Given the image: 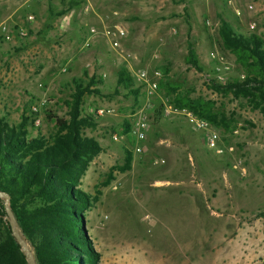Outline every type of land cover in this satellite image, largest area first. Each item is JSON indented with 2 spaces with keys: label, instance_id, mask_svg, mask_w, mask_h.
Returning a JSON list of instances; mask_svg holds the SVG:
<instances>
[{
  "label": "rangeland",
  "instance_id": "rangeland-1",
  "mask_svg": "<svg viewBox=\"0 0 264 264\" xmlns=\"http://www.w3.org/2000/svg\"><path fill=\"white\" fill-rule=\"evenodd\" d=\"M183 3L187 5V16L173 23H164L158 16L132 18L136 30L150 25L148 40L138 41L139 47L132 46L139 60L144 59L139 69L161 73L166 70L164 81L191 90L193 98L214 101L219 111L231 115L233 123L228 132L215 129L222 154L207 150L204 136L193 131V157L186 158V150L174 148L171 139L176 135L174 125L180 128L187 124L181 117L163 112L158 121L150 123L142 152L135 155L121 128L132 102L119 94L116 80L107 68L108 78L100 81L99 89L95 88L99 93L85 96L81 107L85 114L94 117L96 124L85 129L84 134L101 147L79 182L83 192H99L98 200L84 213V228L99 254L98 264H259L264 258V219L255 217L264 210V118L250 109L242 97L212 92L206 80L212 73L211 54L229 67L227 81L244 75L234 58L220 47L218 17L243 36L262 37L264 0ZM38 4L34 0H0V25L12 34L17 26L12 21L33 16L28 13L40 10ZM8 16L11 19L7 20ZM251 23L255 28L250 31ZM10 40L0 39V117L9 125H16L21 116L30 117L31 107L41 104L39 126L35 128L29 122L27 130L30 136L39 132L47 137L53 132V125L45 112L66 116L64 102L68 100L71 82L42 81L36 76L39 70L35 67L42 60L41 51L37 52L34 46L24 48L31 49L26 54L20 49L11 51ZM186 43L195 51L200 72L184 63ZM98 52L100 59L107 62V50L106 54L105 49ZM7 55L12 59L3 58ZM85 55L91 59L95 56L89 52ZM94 67L93 72H99L108 65ZM113 89L115 93L110 92ZM154 104L167 105L162 91L157 93ZM100 109L111 112L98 116ZM113 134L115 140L111 139ZM124 151L131 155L129 171H113L111 180L102 186L110 169L121 165ZM186 176L192 178V183L179 185ZM190 185L193 203L180 195L187 189L192 192L185 188Z\"/></svg>",
  "mask_w": 264,
  "mask_h": 264
},
{
  "label": "trees",
  "instance_id": "trees-1",
  "mask_svg": "<svg viewBox=\"0 0 264 264\" xmlns=\"http://www.w3.org/2000/svg\"><path fill=\"white\" fill-rule=\"evenodd\" d=\"M217 35L222 50L234 58L244 73L242 80H230L218 85L209 82L208 88L216 94L242 97L250 109L264 118V33L243 36L218 17ZM185 65L196 72L201 68L195 51L186 43ZM163 72H167L164 70ZM158 83L168 106L185 109L207 121L214 129L228 132L233 123L231 115L219 111L215 102L193 98L192 91L178 84ZM101 79L91 76L72 80L65 117L45 112L53 132L47 137L37 132L29 135V116H21L19 123L9 125L0 117V193L7 195L8 207L15 224L32 254L35 264H98L99 254L93 249L84 228V213L98 200L99 192L91 195L79 189L80 179L91 161L101 152L98 142L84 134L95 127L94 117L81 107L87 95H97L92 88ZM116 85L126 89L132 97V108L137 105L138 90L123 66L116 73ZM162 115V106H155L153 123ZM127 134L128 124L121 123ZM128 138V137H127ZM131 155L124 151L122 163L110 169L102 186L110 180L113 171H129ZM96 189V188H95ZM264 219V210L255 214ZM0 264H26L19 247L10 234L5 220L3 200L0 199ZM259 264H264V258Z\"/></svg>",
  "mask_w": 264,
  "mask_h": 264
},
{
  "label": "crops",
  "instance_id": "crops-1",
  "mask_svg": "<svg viewBox=\"0 0 264 264\" xmlns=\"http://www.w3.org/2000/svg\"><path fill=\"white\" fill-rule=\"evenodd\" d=\"M34 1L39 3L37 8L40 10L32 9V12L28 13L33 14L34 19L32 21H26L24 16L19 19L15 18L12 21L17 25L15 28L22 29L26 36L18 38L13 34L10 38L12 42L6 44L10 43L11 51L20 49L21 52L25 51V54L30 52L31 49H23L31 46H34L37 52L41 51L42 60L35 66L39 70L36 76L49 83L58 81L70 83L72 80L77 79L87 81L91 76L100 79L101 74L108 78V72L112 73L116 80V73L120 66L125 68L132 80L134 73L143 70L139 68L142 67L144 62L143 58L139 60L137 50L133 49L132 46L139 47L138 41H147L150 36V25H145L141 31L136 30L138 28L134 26L132 18L154 19L158 16L162 18L164 23H173L174 20L178 21L186 15L187 7V5H184L183 0H90L91 9L83 11V0ZM190 1L185 0L186 3H190ZM40 4H42L43 9H41V6L39 7ZM113 13L116 15L113 16ZM11 16L6 17V19H11ZM103 25H116L122 28L124 35L119 38L118 42L123 53L128 54L130 58L124 61L122 58L117 57L109 49L107 41L100 36L89 38V46L81 49L82 42L88 37V30L91 27L99 29ZM144 31L147 32V35H144ZM143 43L145 44V42ZM102 49H105V54L107 50V62L100 59L101 52L99 54L98 51ZM5 51L7 53L8 49ZM86 52H89V54L94 53L93 60L85 55ZM3 58L7 59L8 55ZM8 59H12V57ZM91 61H94V64ZM102 63L107 64L108 67L105 70L100 68L99 72L98 70L93 72L94 65H101ZM107 68H109L108 72ZM100 71L104 72L100 73ZM60 74H67L68 77L61 79ZM100 81L94 88L99 89L101 87ZM118 88L119 94L130 98L133 103L132 97L126 89ZM110 92L115 93L114 89ZM187 126H181L180 128L173 126L176 135H173L171 143L174 148H179L181 151L186 150L185 157L191 158L193 157V130L191 132L190 127ZM219 147L221 148V146ZM191 179L190 176L183 177L178 184H191ZM185 188L192 189V192L187 189V192L180 194L181 197H188L193 203V186L190 185Z\"/></svg>",
  "mask_w": 264,
  "mask_h": 264
},
{
  "label": "built area",
  "instance_id": "built-area-1",
  "mask_svg": "<svg viewBox=\"0 0 264 264\" xmlns=\"http://www.w3.org/2000/svg\"><path fill=\"white\" fill-rule=\"evenodd\" d=\"M90 8V0H83V11H89ZM113 16L116 14L113 13ZM26 21H32L33 16L27 15L25 17ZM255 28V24L251 23L249 25V30H253ZM15 35L18 38H23L26 36V33L22 29H15L12 34L11 32L4 26L0 25V39L2 41H9L12 35ZM124 35L122 28L116 25H103L99 29L91 27L88 30V37L82 42L81 49H85L89 46V38L100 36L104 40L107 41L109 49L119 58H122L124 61L130 58L128 54L123 53L119 45V38ZM213 60L212 73L206 76L207 82H213L214 84H224L227 82L226 74L229 71V67L222 61V59L217 58L210 55ZM105 75L101 74L100 79H104ZM161 72L152 69L150 71L140 70L133 74L132 76V84L133 88L138 90L137 97V105L134 106L130 114H128L125 118L128 124V131L126 136L130 140L131 144V152L135 155L141 154L142 152V142L145 139V134L149 129L150 123L153 121L154 110H155V100L157 98V88L158 83L161 80ZM238 80L243 79V75L238 76ZM41 104H38L36 107L30 108V121L33 127H38L40 124L39 118V107ZM162 114L171 113L173 115L181 117L186 124L190 127L194 132L201 133L204 136V144L205 147L213 151L215 154H222L223 150L218 146L219 144V136L217 131L205 120L198 118L190 111L185 109H174L168 105L162 104ZM111 110L109 109H100L97 110V115L102 116L109 114ZM111 139L115 140L116 135H111Z\"/></svg>",
  "mask_w": 264,
  "mask_h": 264
},
{
  "label": "water",
  "instance_id": "water-1",
  "mask_svg": "<svg viewBox=\"0 0 264 264\" xmlns=\"http://www.w3.org/2000/svg\"><path fill=\"white\" fill-rule=\"evenodd\" d=\"M0 199L3 200L6 224L8 225L11 236L19 247L20 253L23 255L26 264H35L32 254L29 251L26 243L23 241V238L15 224V220L12 216V213L9 210L7 195L0 193Z\"/></svg>",
  "mask_w": 264,
  "mask_h": 264
}]
</instances>
